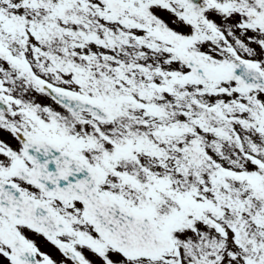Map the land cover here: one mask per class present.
Wrapping results in <instances>:
<instances>
[{"label":"snow or ice","instance_id":"obj_1","mask_svg":"<svg viewBox=\"0 0 264 264\" xmlns=\"http://www.w3.org/2000/svg\"><path fill=\"white\" fill-rule=\"evenodd\" d=\"M0 264H264V0H0Z\"/></svg>","mask_w":264,"mask_h":264}]
</instances>
